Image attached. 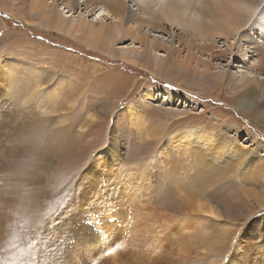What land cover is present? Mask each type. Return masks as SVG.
<instances>
[{"label":"rangeland","instance_id":"374dc122","mask_svg":"<svg viewBox=\"0 0 264 264\" xmlns=\"http://www.w3.org/2000/svg\"><path fill=\"white\" fill-rule=\"evenodd\" d=\"M213 3L130 0L141 34L160 43L146 70L108 53L127 52L132 34L104 6L55 0L78 40L46 27L30 1L0 0V264H264V94L244 107L237 84L261 89L264 73L251 70L253 50L217 30ZM118 25L115 45L94 41ZM166 30L192 43L176 60ZM204 41L234 47L209 60ZM187 51L206 58L212 79L175 65ZM194 131L212 134L208 148L189 147ZM229 143L248 154L225 156L233 172L215 173L211 155Z\"/></svg>","mask_w":264,"mask_h":264},{"label":"bare ground","instance_id":"6f19581e","mask_svg":"<svg viewBox=\"0 0 264 264\" xmlns=\"http://www.w3.org/2000/svg\"><path fill=\"white\" fill-rule=\"evenodd\" d=\"M17 1H21V2L30 1V4L34 8L40 9V11L42 13L41 21L46 25V27L55 28L56 30H59V31H68L75 38L80 40L78 38V34H77V31H79V32L81 31L79 25L73 24L72 22L65 19V17L59 11V9H57L54 6L53 3L55 2V0H17ZM59 1L63 4H65V7L69 8L70 11L71 10L75 11V10L79 9L82 5L86 6V7H93V9L98 7L99 5L107 8L108 12L104 13L103 15L104 16L105 15L110 16L111 18L113 17L114 19H120L121 21H123L125 23V32L132 34L131 35L132 42L128 48V51L121 53L117 49L116 50L114 49V51L109 50L108 53L110 54V56L112 58H120V59H123L125 61L136 64L137 66H139L142 69L153 70L152 69L153 68L152 67V61H153L152 58L155 56L156 48H158L160 46V43H157L156 41H154L155 39H151V36H158V35H156L155 33L151 34V36H148L146 34H141V31L139 30V26H138L139 12L129 6L130 0H59ZM206 2H207V0H206ZM212 11H213V15H214L213 24L215 23V20H216L215 17H217V19H218V27L216 26L217 30L222 29L224 31H229V33L232 34V37L237 41L236 42L237 45L239 42L244 43L243 45L245 46V54H249L253 50L252 53L255 52L259 58H258V63L251 70L260 71V72L264 73V0H214ZM132 23L135 25V29H133L130 26ZM112 30H114V31H112ZM222 30H220V32ZM121 31H122V28L120 25H118V27H116V28H113L112 26H107V27L101 28L100 31L96 30V31L92 32L91 35L93 37H95L94 41H96L97 39L99 41H101L100 37H103L107 43H109L110 45L112 44V46H113L116 44V41L118 39V33ZM165 33L168 34L169 37H171V39L169 40V43L164 44L165 45L164 49L166 50V52L169 56H172V58L174 60H176V59L174 58L173 54L178 55V57L182 56L181 55V52H183L181 49L182 43L185 45L186 44L190 45V47L192 45L191 42L186 43L187 39L176 36L175 32H173V30L172 31L166 30ZM255 34H261L262 40H259ZM227 35H229V34L227 33ZM210 36H211V39H213L211 33H210ZM225 37H224V39H226ZM88 40L90 42H92L91 39H88ZM173 40H177V43H178L177 46L173 45ZM187 45H186V47H187ZM193 46L199 47L198 45H193ZM216 46L217 45L214 42L210 44V43H208V42L206 43V41H204L203 43H201L199 50H208L210 52V54L207 53V55L209 54L208 59L212 60L211 58H213L215 52L217 54L216 56H219V55L224 56L225 54H227L226 52L233 49V47H234L233 44H228V46H229L228 49H217ZM237 48H239V47H237ZM187 49H188V47H187ZM193 52L191 51L188 53V51H187L188 54H187L186 58H184L185 60L184 61L181 60L178 63L174 62L175 65L179 64V63L185 64L184 65V69H185L184 73H186L188 71L186 74L187 75L189 74V76L192 75V76H201V77H211V79H212V76L210 75L211 72L208 71V69H209L208 66H206L205 62H203L206 58L204 59L203 57L197 56L198 53H196L195 51H193ZM161 55L160 56L158 55V56L161 57ZM243 55L239 52L236 54H231V56H233L237 60L245 62V58L242 57ZM159 60H158V62H159ZM205 61H207V60H205ZM158 62L155 61V63H158ZM175 65H174V67H175ZM180 66L181 65H179V72H180ZM156 67H158V66H156ZM156 67H154V68H156ZM177 67H178V65H177ZM237 81L239 82L237 84H240L239 85L240 87L242 86L243 88L246 89L244 91L245 97L239 98V102L241 103L242 106L245 107V105L247 103H249L247 95H249L251 97L258 98L259 100L263 96L264 85L261 84L262 85L261 89H257L255 86L250 84L252 81H254L253 78L251 79L249 77H245V78L242 77V78H238ZM259 84H260V82H259ZM150 95L154 96V93H151ZM128 109H129V107H128ZM262 112L264 114V109L262 110ZM186 136L187 137L185 138V140H188L190 143H192L189 146L192 149L195 150L197 147L208 148L207 143L209 141L210 136L208 137V136L204 135L203 133H200L197 131L190 132V133L188 132V133H186ZM219 148H223V149H220L218 151L216 150L215 153L211 155L212 158L211 157L210 158H211L212 162L215 163V166L212 169L214 170V168H217L218 171L215 169V173H219L222 175L223 174L225 175L228 172H230V171H228L229 169L231 170V172H233V169H231L230 164L227 163L229 159L226 160L225 156H227L230 159L240 161L241 158H243L246 154H248V149L240 150V152L237 153V148L235 149V146H233L231 143H229L228 146L225 148L223 146L219 145L218 149ZM256 155L254 156L255 159L252 162L253 164H258L259 161H261V156H259V155L256 156ZM234 160H232V162ZM208 164H210V162H208ZM210 166L211 165H207V167H210ZM258 167H259V169H261L260 166H258ZM210 170L211 169H209V171ZM262 170H263V168H262ZM263 171H261V172L263 173ZM207 172H208V170H207ZM199 175H201V177H202L203 174H199ZM204 175H205V173H204ZM248 180L250 181V177H248ZM261 203L264 204V201H262Z\"/></svg>","mask_w":264,"mask_h":264},{"label":"snow or ice","instance_id":"6c2138e0","mask_svg":"<svg viewBox=\"0 0 264 264\" xmlns=\"http://www.w3.org/2000/svg\"><path fill=\"white\" fill-rule=\"evenodd\" d=\"M164 87H166V88H169V89H172V85L171 84H167V85H164ZM260 139L261 140H264V136H262V137H260ZM41 224H42V221H37L36 222V226L39 228V227H41ZM45 229V228H44ZM44 229H43V231H44ZM33 239H35V234L33 235ZM15 238H13L12 240H9L8 241V243H10V244H12V247L13 248H16V244H15ZM28 247L31 249V248H34L35 246H34V244L32 243V240H29V243H28ZM114 249L112 250V251H110V252H108V253H106L107 255H112V254H114ZM24 252H25V249H20V253H21V255H23L24 254ZM45 255H47V250H45V253H44ZM21 264H29V262L28 261H21ZM54 264H56V262L54 261Z\"/></svg>","mask_w":264,"mask_h":264},{"label":"clouds","instance_id":"9594fccd","mask_svg":"<svg viewBox=\"0 0 264 264\" xmlns=\"http://www.w3.org/2000/svg\"><path fill=\"white\" fill-rule=\"evenodd\" d=\"M45 219H46V217L44 216V214H42L38 221H42V220H45Z\"/></svg>","mask_w":264,"mask_h":264}]
</instances>
